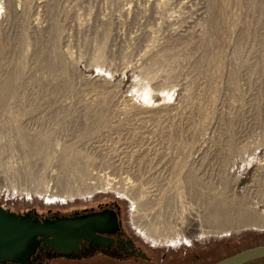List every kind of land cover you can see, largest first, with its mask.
<instances>
[{
  "label": "rangeland",
  "instance_id": "1",
  "mask_svg": "<svg viewBox=\"0 0 264 264\" xmlns=\"http://www.w3.org/2000/svg\"><path fill=\"white\" fill-rule=\"evenodd\" d=\"M108 198L204 263L264 243V0H0V206Z\"/></svg>",
  "mask_w": 264,
  "mask_h": 264
},
{
  "label": "flooded vegetation",
  "instance_id": "2",
  "mask_svg": "<svg viewBox=\"0 0 264 264\" xmlns=\"http://www.w3.org/2000/svg\"><path fill=\"white\" fill-rule=\"evenodd\" d=\"M25 212H30V210L22 213ZM101 212H111L117 220L115 228L109 232L98 233L108 240L107 246H97L87 240H81L77 250L58 252L45 242L31 257L29 264H210L213 262L204 263L202 262L204 260L200 258H205L206 252L216 248L218 245L216 242L203 245L188 243L185 244L183 251L172 248L161 250L154 244L148 243L128 228L124 214L125 207L115 199L108 198L70 209L53 210L49 208L41 213L39 219L76 217Z\"/></svg>",
  "mask_w": 264,
  "mask_h": 264
},
{
  "label": "water",
  "instance_id": "3",
  "mask_svg": "<svg viewBox=\"0 0 264 264\" xmlns=\"http://www.w3.org/2000/svg\"><path fill=\"white\" fill-rule=\"evenodd\" d=\"M116 225V217L111 212L41 220L30 212L15 213L0 206V264H29L45 242L58 252L77 250L81 240L107 246L108 240L98 233L109 232ZM263 258L264 244H260L210 264H246Z\"/></svg>",
  "mask_w": 264,
  "mask_h": 264
},
{
  "label": "bare ground",
  "instance_id": "4",
  "mask_svg": "<svg viewBox=\"0 0 264 264\" xmlns=\"http://www.w3.org/2000/svg\"><path fill=\"white\" fill-rule=\"evenodd\" d=\"M245 217H246V221H247L246 223L247 224H251V225L253 224L254 226H257V221H254L253 218H251L247 213H246ZM230 220L232 221L231 217L228 218L227 223H225V224L230 223L231 222ZM259 226L264 228V218H263L262 223Z\"/></svg>",
  "mask_w": 264,
  "mask_h": 264
},
{
  "label": "trees",
  "instance_id": "5",
  "mask_svg": "<svg viewBox=\"0 0 264 264\" xmlns=\"http://www.w3.org/2000/svg\"><path fill=\"white\" fill-rule=\"evenodd\" d=\"M262 244H264V243H262ZM219 247H216V248H214V249H211L210 251H208V252H206V253H215V252H218L219 250H215V249H218ZM239 251V250H238ZM205 253V254H206ZM235 253V252H234ZM232 254V253H231ZM230 255V254H229Z\"/></svg>",
  "mask_w": 264,
  "mask_h": 264
}]
</instances>
